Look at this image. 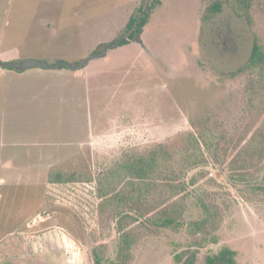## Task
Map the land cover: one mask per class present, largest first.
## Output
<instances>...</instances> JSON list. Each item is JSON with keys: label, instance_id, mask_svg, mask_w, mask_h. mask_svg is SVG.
Wrapping results in <instances>:
<instances>
[{"label": "rangeland", "instance_id": "obj_1", "mask_svg": "<svg viewBox=\"0 0 264 264\" xmlns=\"http://www.w3.org/2000/svg\"><path fill=\"white\" fill-rule=\"evenodd\" d=\"M247 2L158 0L142 33L82 70L0 66V264H96L95 251L104 264L122 253L128 264H206L225 248L236 264H264V84L253 83L264 73L241 71L254 42L264 48V0ZM150 3L0 0V60L78 62ZM213 133L227 135L228 156L189 172L184 225H128L111 197L128 184L119 160Z\"/></svg>", "mask_w": 264, "mask_h": 264}, {"label": "trees", "instance_id": "obj_2", "mask_svg": "<svg viewBox=\"0 0 264 264\" xmlns=\"http://www.w3.org/2000/svg\"><path fill=\"white\" fill-rule=\"evenodd\" d=\"M149 1L151 2L150 5L146 6V8L142 6L139 9L140 13L130 19L126 31L120 37L130 31L136 23H138V28L128 39L123 40L120 46L129 43L138 33L144 31L151 10L158 3V0ZM238 2H246L248 5L247 0H238ZM212 7L218 9L220 5L216 3ZM119 38L113 40L112 43ZM64 68L68 69L67 67H62L61 69ZM245 70H251L253 73L263 71L264 73V48L258 42H254L248 62L241 69V71ZM253 83L263 85L264 75L260 79H254ZM255 99H251L250 112L257 110ZM212 135L218 137L217 133ZM185 139L184 148L180 151H172L169 144L158 143L149 148L147 153L131 152L116 164L115 168L122 171L128 184L122 189L114 191L111 197L114 196L118 203L120 202L121 207L126 209L124 210L126 211L124 215L130 218L128 225L141 222V217L146 218L149 222V225H145L146 228L154 227V229H160L168 227L179 230L184 225L185 205L190 196L189 184L194 185L197 183L195 177H192L191 180L188 179L189 172L206 163L209 154L213 155L214 153L222 152L226 158L228 156V149L224 145L227 143V135H223L221 139L218 137L216 142H209L203 136L199 137L195 134H189ZM244 151L248 158L255 154L252 146L245 148ZM239 157L240 154L237 155V158ZM215 160L219 162L220 159L216 157ZM235 161L237 164L238 159ZM231 162L234 161L232 160ZM247 163L248 161L244 159L242 164L238 166L246 170ZM66 180L68 179L59 174L53 182ZM207 210L210 213V207H207ZM207 222L208 220L204 219L200 222H195V224L199 229H202L207 225ZM129 240L127 239V242L126 239L124 240L127 250L129 248ZM102 255V252L95 251L96 264H104ZM235 255V251L225 248L218 254L208 256L206 264H236ZM121 257L120 264H128L129 256L126 253H122Z\"/></svg>", "mask_w": 264, "mask_h": 264}, {"label": "water", "instance_id": "obj_3", "mask_svg": "<svg viewBox=\"0 0 264 264\" xmlns=\"http://www.w3.org/2000/svg\"><path fill=\"white\" fill-rule=\"evenodd\" d=\"M137 28H138V23H136L130 31L125 33L116 42L105 44L101 51L91 53L88 56L80 59L78 62L73 63V62H69V61L61 59L55 63H51L50 61L45 60V59L24 58V59L17 60V61L0 60V66L13 68L18 71H26V70L33 69V68H40V69H45V70H58V69H61L62 67H67L68 69L75 70V71L82 70L83 68L86 67V65L89 62L97 58L106 56L110 49L119 47L121 43L123 42V40L128 39L130 35L133 34L137 30Z\"/></svg>", "mask_w": 264, "mask_h": 264}, {"label": "crops", "instance_id": "obj_4", "mask_svg": "<svg viewBox=\"0 0 264 264\" xmlns=\"http://www.w3.org/2000/svg\"><path fill=\"white\" fill-rule=\"evenodd\" d=\"M2 184H5V182H0V185H2ZM9 186H11V185H9ZM6 221V220H5Z\"/></svg>", "mask_w": 264, "mask_h": 264}]
</instances>
